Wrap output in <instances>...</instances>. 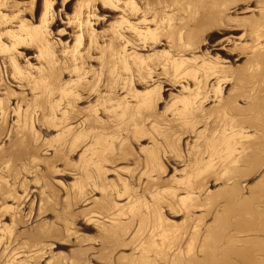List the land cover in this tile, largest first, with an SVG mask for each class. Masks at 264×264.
<instances>
[{"label":"bare ground","instance_id":"bare-ground-1","mask_svg":"<svg viewBox=\"0 0 264 264\" xmlns=\"http://www.w3.org/2000/svg\"><path fill=\"white\" fill-rule=\"evenodd\" d=\"M53 1L32 0L28 6L17 8L11 14L0 12V148L4 142H9L6 144L9 151L0 149V175L6 164L21 160L28 151L27 157L36 160L38 155L44 156L45 153L38 154L42 150H51L50 157L40 156L44 158L40 163L46 169L66 161L63 159L70 154L78 157L75 165L71 164L77 171L71 184L74 191L73 194L68 191L66 196L72 194L73 197H69L74 198L75 206L82 209L70 213L67 210L65 213L74 214L73 219H68L69 215L64 218L67 222L72 221L73 225H69L72 228L78 223L84 229L95 226L97 234L93 239H84L79 232L82 237L77 239L81 245H76L80 249L74 264H88V252L93 261L103 264H129L127 260L130 259L135 264H152L157 257L164 264H264V7L260 8L259 4L261 13L245 30H241L239 21L226 13L229 17L225 19L217 16L222 19L218 22V31L213 33L211 30L210 34H213L204 38L199 34L204 30V18L191 23L193 27H188L185 21L188 15L196 13L194 2L188 7L185 4V7L180 4L177 7L175 3L174 7L169 4L171 0L160 5L157 3L162 0L144 3L80 0L76 6L73 3L75 7H71L72 15L69 16L53 10ZM11 2L0 0V10L16 7L15 1ZM220 2L214 4L218 8L224 7V12L236 5V0L218 4ZM69 4L65 9L70 8ZM96 9L107 14H98ZM204 9L198 15H205ZM176 12L188 14L185 18L181 13L183 18L176 17V23L172 24ZM210 13L216 16L221 11ZM21 14L27 15L29 20ZM56 24L63 27L53 34L52 28ZM194 31H198L196 36ZM230 31L241 32L237 38L241 42L237 43L232 37L220 39ZM54 35L69 36L72 44L65 42L62 45L60 39H52ZM199 35L203 38L196 41ZM217 38L220 39L216 43L218 49L211 45ZM162 40H165L164 44H161ZM164 45L168 50H156ZM203 46H206L205 50L201 49ZM33 47L37 50L31 59H35L37 66L26 61V65L17 62L22 55L18 49L32 50ZM209 50L233 53L236 56L233 64L243 58L242 54L247 56L240 67L232 68L210 56ZM142 51L152 53L143 55ZM187 51L192 52L189 58L184 57ZM195 53L201 54L196 56ZM137 87L143 91L139 92ZM175 87L180 88L176 90L177 95L172 94ZM164 93H168L169 101L163 112L155 113ZM239 98L246 99L244 105L238 103ZM208 103L214 105L205 108ZM81 104L86 106L81 107ZM248 130L252 133L248 134ZM40 131L56 134L42 142ZM113 136L118 143L109 145L107 140ZM135 139L148 141L149 145L139 146L141 156L131 154L134 166L124 168L126 178L119 174L120 168L112 167L117 173V182L107 181V165L127 160L126 145ZM174 159H178L183 168H172L173 175L165 180L162 175ZM30 163L38 166L30 161L21 167H30ZM30 171L26 173L30 174ZM10 172L11 183L0 177V259L13 264L21 253L23 259L17 260V264H24L29 259L38 264L39 256L45 253V239L49 237L50 229L59 228L58 232H53L54 237L62 228L57 224L67 223L62 217L63 222H54L56 227L52 228L53 225L46 231L42 229L47 225L45 222L41 226L35 221L39 223V227L32 225L37 227L35 231L28 233L27 229L24 233L25 225L22 226L23 233L11 234L21 220L24 223L23 214L21 216L18 210L20 203L13 202L16 208L10 212L12 209L6 202L25 199L32 192L26 191V183H23L26 180L17 183L20 172L13 173L12 169ZM9 175L6 177L10 178ZM253 177L259 178L255 186L243 185L245 180ZM217 180L224 183V187L211 192L208 185H214ZM129 182L139 186L131 189ZM15 186L22 187L21 194L16 195ZM95 194L99 197H94ZM124 196L125 204H118L117 200ZM48 197L39 200L36 211H30L40 215L44 203L41 201L46 202ZM49 199L47 201L53 203ZM62 200L64 202L65 196ZM73 207L68 208L73 210ZM164 208L171 216L183 213V224L177 227L169 223L164 218ZM197 211H200L199 215L195 214ZM7 214H10L11 224L3 223ZM36 215L35 218L45 216ZM208 215L211 216L209 223L205 222ZM25 224L29 226L30 223ZM73 232V235L77 234V231ZM2 233L8 236L7 241L3 238V244ZM23 234L31 241L28 240L30 245H27L28 241L24 245L34 249L25 248L27 251L18 253L21 248L14 253L11 246L22 240ZM86 242L96 243L99 247L96 250L84 247L82 243ZM128 243L132 248L130 255L116 252Z\"/></svg>","mask_w":264,"mask_h":264},{"label":"rangeland","instance_id":"rangeland-1","mask_svg":"<svg viewBox=\"0 0 264 264\" xmlns=\"http://www.w3.org/2000/svg\"><path fill=\"white\" fill-rule=\"evenodd\" d=\"M10 2L12 1L13 2V0H9ZM15 1V4L14 5H16V7H14V8H12V9H1L0 10V12L2 13V14H5V15H8V14H11L12 12H14V10H16L17 8H24V7H26V6H28V4H30V2L32 1V0H14ZM80 2V0H54L53 2V10H56L57 12H63V13H66L67 15H72V9H71V7H75L76 5H75V3H77V2ZM121 2H124V1H126V0H120ZM134 1H137V2H140V3H144V2H146V1H151V0H134ZM152 1H154L155 2V0H152ZM159 0H157L156 2H158ZM170 2V0H166V2ZM174 1V2H173ZM190 1V2H189ZM202 1H203V3H202ZM209 0H171V2L169 3V4H171L172 6L173 5H175V3H176V5L177 4H180V6L181 5H186V7H188L189 5H191V4H189V3H195V5H196V10H195V15H194V13L192 14V15H188L187 16V14L186 13H184V12H180V14L178 13V12H176L175 13V16H174V20H173V22L174 21H176L177 19H176V17L177 18H183V17H181V16H183L184 15V17L186 18V16H187V18H186V20L185 21H187L186 23H188L189 24V26H188V24H186V26H188V27H193V22H198V20L200 21V20H202L203 18V20H205L204 22H203V24H204V26H203V31L201 32V33H199L200 35H203L204 36V38L206 37V36H209V35H212L213 33H215L216 31H218V22L219 21H221L222 19H225V17H229V16H231L232 18H234V19H236L237 21H239V23L240 24H242V29L241 30H245V27L246 26H248L247 28H250V26H252V25H250L251 24V22H253L256 18H257V14H260L261 13V9L260 8H262V7H264V0H236V5H235V7H232V6H230V7H232V8H230V10L228 11V10H226L225 12H224V7H220V8H218V6L217 5H215L214 3H217L218 1L220 2V3H218V4H222V3H233L235 0H215L214 2H213V0H210V3L208 2ZM263 1V2H262ZM11 2V3H12ZM78 2V3H79ZM164 2H165V0L163 1L162 0V2L161 1H159L157 4H164ZM165 2V4H167ZM173 2V3H172ZM197 2H199L200 3V5H199V3H197ZM213 2V3H212ZM262 2V3H261ZM70 3V4H69ZM73 3H74V5L75 6H73ZM187 3V4H186ZM197 3V4H196ZM19 4V5H18ZM66 4H69L70 5V8L69 9H65V5ZM203 4V5H202ZM215 6H214V5ZM261 5V7H260V5ZM72 5V6H71ZM97 5V4H96ZM176 5L174 6V7H176ZM185 5H184V7H185ZM198 5V6H197ZM213 5V6H212ZM259 5V6H258ZM177 7H178V5H177ZM198 7V8H197ZM202 7V8H201ZM206 7V9H210V10H206V9H204ZM213 9H212V8ZM247 7V8H246ZM249 7V8H248ZM258 7H260V8H258ZM204 9V13H206L205 15H203V13H201V17L202 18H200V16L198 15V13L200 12V11H202L203 12V10H201V9ZM260 9V10H258V9ZM200 9V10H199ZM212 9V10H211ZM216 10V11H215ZM234 10H235V12H234ZM257 10V12H256V14H255V11ZM96 11V13H98V14H107V12H105V11H100L99 12V9L97 10H95ZM218 11H221V13L220 14H216V16H214V15H211V13L210 12H217L218 13ZM178 13V14H177ZM181 13L183 14V15H181ZM227 15H229V16H226V14ZM230 13V14H229ZM233 13V14H232ZM253 13H254V17H253ZM177 14V15H176ZM197 14V15H196ZM213 14V13H212ZM215 14V13H214ZM236 14V15H235ZM22 15V17L24 18V19H26V20H29V17L27 16V15H24V14H21ZM178 15H180L179 17H178ZM203 15V16H202ZM251 15V16H250ZM257 15V16H256ZM196 16H199V19H197L198 17H195ZM209 17V19L211 18V17H215L216 19H213V18H211L212 20H209V19H207L208 17ZM217 16H220V18H222L221 20H219L220 18L219 17H217ZM236 16V17H235ZM230 17V18H231ZM245 17H247V18H245ZM248 17H249V19H248ZM190 18V19H189ZM191 18H193V19H191ZM195 18V19H194ZM206 18V19H205ZM218 18V19H217ZM239 18V19H238ZM246 19V20H245ZM254 19V20H253ZM188 20H190V23H189V21ZM194 20V21H193ZM206 20H208V21H206ZM253 20V21H252ZM178 22L180 23V20H178ZM207 22V23H206ZM245 22H246V24H245ZM176 22H174V23H172V24H175ZM191 23H193L192 25H191ZM37 24V23H36ZM63 26H61V25H59V24H56V26H54L53 28H52V30H54V33L53 34H55V30L57 29V28H59V29H61ZM206 29H205V28ZM209 27V28H208ZM240 27V28H241ZM96 28V27H95ZM244 28V29H243ZM209 29V30H208ZM97 30L98 31H100V29L99 28H97ZM206 30H208V32H206ZM213 31V33L211 32V34H210V31ZM215 31V32H214ZM69 31H67V33H68ZM200 32V31H199ZM198 33V31H194V34H193V32H192V35H194V36H196V34ZM207 34V35H206ZM209 34V35H208ZM200 35H199V37H200ZM241 35V32H239V31H230V32H228L224 37H221L220 39H223V38H229V37H232L233 39H239V36ZM199 37H196V41H197V38H198V41H201L202 40V38L200 37V39H199ZM55 38H57V39H60V41L62 42V45H63V43H65V42H67L66 43V45H71L72 44V42H71V38L69 37V36H57V35H54L53 36V40L55 39ZM166 41H167V39L166 38H164ZM220 39H216L214 42H212L211 43V45L212 46H214V48H216V49H218V47L219 46H217L216 45V43L218 42V40H220ZM235 40L237 43L240 41V40ZM246 39H248V38H246ZM164 40V41H165ZM194 40V41H195ZM262 40V39H261ZM261 40H259V41H261ZM163 41V40H162ZM161 42V44H164L165 42ZM227 41H229V40H227ZM242 41H244V40H242ZM4 42V41H3ZM241 42V41H240ZM247 42H249L250 43V41H248L247 40ZM261 43V42H260ZM57 45V44H56ZM201 45V44H200ZM57 47V46H56ZM59 47V46H58ZM201 47V46H200ZM205 47L206 46H203L201 49L202 50H205ZM59 48H61V47H59ZM59 48H57V49H59ZM37 50V48H35V47H33L32 48V50H25V49H18L17 51L19 52V53H21L22 55H20V57H19V59H18V61L17 62H19L21 65H26V63H24V61H26L27 63H30L31 65H34V66H37V63L34 61L35 59H31V58H34V56H35V52H36V50ZM163 49H165V50H168V47L166 46L165 47V45L164 46H162L161 48H157L156 50L157 51H159V52H161ZM210 51V56H212L213 58H215L217 61H223L226 65H229V66H233L232 68H237V67H240L241 65H242V63L245 61V58H246V53L243 55H241V56H243V58H241V60L240 61H236V62H234V64H233V60L236 58V56L235 55H233V53H232V55H229V54H227V53H225L224 51H219V50H214V51H211V50H209ZM191 51H187V52H185V54H184V57L185 58H189L190 56V54H192V52L190 53ZM152 52H146V51H142L141 52V54H143V55H147V54H151ZM190 53V54H189ZM200 54L201 53H195V55L196 56H200ZM24 56H25V58H24ZM232 60V61H231ZM227 62V63H226ZM237 63H238V65H237ZM237 65V66H236ZM94 66H95V64H94ZM235 66V67H234ZM96 67V66H95ZM190 81H191V84H192V80L190 79ZM231 87V83H230V85L228 86V89ZM151 88V87H150ZM137 89H138V91L139 92H142L143 91V88H141V87H137ZM165 89H169V87H166ZM179 91L180 90V88L179 87H175V91L174 90H172V94L173 95H177L176 93H177V91ZM16 91L17 92H19L17 89H16ZM25 93H27V91H24ZM239 99H243V98H239ZM238 99V103L239 104H241V105H244V103H245V101H246V99L245 100H242V102H240L241 100H239ZM169 101V96H168V93H164V94H162V96H161V100H160V103L158 104V106L156 107V110L154 111L155 113H158V112H163V108H164V105H165V103H167ZM214 103V102H213ZM213 103H208V104H206V106H205V108H209V106L210 105H214ZM10 104H11V101H10ZM81 107H85L86 106V104H81L80 105ZM202 128H199V130H201ZM249 131H251V130H248V134H250V133H252V131L251 132H249ZM55 132H46V131H40V138H39V140H41L42 142H43V140L44 139H51L52 137H54L55 136ZM114 137V136H113ZM113 137H111V139L109 138L108 140H107V142H108V144L110 145H116L117 143H118V140H116L117 138H115L114 137V139H113ZM109 140H111L110 142H109ZM5 141V140H4ZM9 142H7L6 141V143L4 142V145L0 148L1 150H3L4 152L5 151H9V149H7L8 148V146L6 145V144H8ZM115 143V144H114ZM190 143V142H189ZM0 145H2V144H0ZM149 145V143H148V141H141V140H132L131 142L129 141L128 142V144L126 145V148L128 149V154L130 155H127L128 156V159L127 160H121V161H117V162H115V163H111V164H108L107 165V167H106V169L108 170V172H107V174L105 175V178L107 179V181H111V180H114V181H112V182H114V183H116L117 182V178H115V175H117V173L115 172V171H113V168L112 167H116V168H120V170L119 171H121L119 174L122 176V177H124V178H126L127 177V175L126 174H124L123 173V171L124 172H126L125 170H124V168H129V169H131V168H133V163H131V159H132V157H131V154H134V155H140L141 156V154L139 153V146L141 147V146H148ZM44 148H46V147H44ZM181 148H182V145H181ZM39 150V149H38ZM48 149L46 148V150H42L43 152H39V151H41V149L39 150V151H37V152H39L38 154H44V156H42V155H40L41 157H44V158H47V157H50L51 156V150H48ZM36 152V153H37ZM26 154V155H25ZM37 154V155H38ZM27 155L29 156V151L28 152H25L22 156H24V157H22L21 158V160L19 159V161H14L12 164H10V163H8V164H6V166H5V168L2 170V174L0 175V177H4L5 178V180L6 181H8L9 182V180L11 179L12 180V173L10 172L11 171V169H12V172L14 173H17V172H20V173H17V174H19L17 177H19V178H17L18 179V181L19 182H17V183H22V179H24V180H26L25 182L23 181V183L25 184H27L29 181H30V183H28L27 185L25 184V189H26V191H30V192H32V193H30L29 194V196L27 197V198H25V199H20V200H18V201H16L17 200V198H16V200L15 199H9V200H11V201H7L6 202V205H8V206H10L11 207V209L12 210H10V212L12 211H14V209L13 208H16V204H13V202L14 203H20L21 205L18 207V210H19V212H21L20 213V215L22 216V214H23V216H22V218H23V221H24V223H22V220L20 221V225H18L17 226V229H19V230H17L16 229V227H15V230L14 231H12L11 232V234H14V232H22L23 230L22 229H24L22 226H25V230H26V232L25 231H23L24 233H27V229H28V231L29 230H31L32 232H33V229H34V231H35V229L37 228H35V227H33L32 225H34V224H38V227H39V223H41L40 225L41 226H44L45 224H47V225H45L44 227H45V229H44V227H42V229L43 230H46V231H48L53 225V227L52 228H54V227H56V224L58 223V222H63V221H65V223H67V224H63V223H58L57 224V226H61L62 228H60V232L59 233H56V235L54 236V237H52V235H53V232L55 233V232H58V230H59V228L57 229V230H55V229H50V230H52V231H49V237H47L45 240V242H46V250H45V248H44V250H45V253L44 254H39L40 256H39V260L38 261H40L38 264H45L46 262H49V261H51V262H49V264H58V263H61V264H63V263H67L66 261H68V263L67 264H74V257L77 255V253H78V250L80 249V246H77V248H76V245H81L80 244V241H78V239L79 240H81L80 238L82 237V236H80V234L81 235H84L83 236V238L84 239H86V238H90V237H92L91 239H93V238H95V236H96V234H97V230H96V227L95 226H93L92 228H83L84 226L83 225H79V223H78V225L76 226V224H74L75 226L73 227V228H76V230L75 229H73L72 227H70L69 225H73V223H71L70 221H66V220H68V219H70V220H72L73 219V217H72V215H74L72 212L74 211H77V210H79V209H82V207H78V206H75V203H74V201L76 202V200H73V199H71L73 196H72V194H73V192H72V190L74 191V189H72L71 190V188H73V186L71 187V184L74 182L73 181V179H74V177L76 178L77 177V171H76V167H72L71 166V164L72 165H75V163H76V161H77V159H78V157L76 156V155H74V154H70L68 157H65L63 160H65V159H67L66 161H59V162H57V163H55V166H53V168H50V169H46V168H44V166L42 165V163H40V161L41 162H43L42 160L44 159V158H41L39 155H38V157H39V159L37 158L36 160H38L39 162H36V160H32V158L30 157H27ZM46 156V157H45ZM27 158H29V159H27ZM7 159H8V156H7ZM6 159V160H7ZM22 160H26V161H28L29 160V162L31 161V162H33V163H37L38 164V166L37 165H34V164H32L31 165V163H30V167H28L27 166V168H28V170H27V168H25V169H23L24 168V166H26V164L27 163H29V162H26V161H22ZM15 162H17V164L16 165H14L13 166V164H15ZM22 162V163H21ZM26 162V163H25ZM174 162V163H173ZM173 162L172 163H170V165H167V167H166V171H165V173L162 175V178L163 179H165V180H168V179H170L171 178V176L173 175V169L172 168H176L177 170H181L183 167L182 166H180V164L181 163H179L178 162V159H174L173 160ZM40 163V164H39ZM176 163V164H175ZM21 164V165H20ZM22 164L24 165L23 167H21L22 166ZM28 165V164H27ZM36 166L35 168H34V166ZM9 166H11L12 168H9ZM16 166H19V167H21L22 169H20L19 167H16ZM6 167H8V168H6ZM16 167V169L17 168H19L18 170H20V171H18V170H16V169H14ZM31 168H33L34 170H31ZM44 168V169H43ZM38 169H40V170H38ZM15 170V171H14ZM22 170H24V171H22ZM31 170V171H30ZM55 170L57 171V172H55ZM29 171L31 172L30 174H27V173H29ZM35 171V172H34ZM37 171H41V172H37ZM8 172H10V175L9 174H7ZM27 172V173H26ZM37 172V173H36ZM52 172V173H51ZM40 173V174H39ZM116 173V174H115ZM127 173V172H126ZM35 174H36V176H35ZM6 175H9L8 177H10V178H7L6 177ZM47 175L49 176V178H47ZM76 175V176H75ZM37 176H39L38 177V179H37ZM174 176L175 177H177V175H175L174 174ZM21 177H25V178H21ZM8 179V180H7ZM36 179V180H35ZM46 179H49V180H46ZM38 180V181H37ZM75 180V179H74ZM116 180V181H115ZM259 180V178H256V177H253L252 179H248V180H245L244 182H243V185H245V184H247L246 186L248 187H252V186H255L256 184H257V181ZM13 181V180H12ZM11 181V182H12ZM11 182H9V183H11ZM38 182V183H37ZM42 182H44V183H42ZM47 182L49 183V184H51V187H50V185L49 184H47ZM35 183L36 184H39V186H36L35 185ZM41 183V184H40ZM130 183V188L131 189H136V187H138L139 185L136 183V182H129ZM132 184H133V187H132ZM137 184V185H136ZM18 185V184H17ZM210 185V184H209ZM208 185V189L211 191V192H218V190H220V189H223V187H224V183H222V182H218V180L216 181V183L214 184V185H212V186H209ZM27 186V187H26ZM136 186V187H135ZM50 187V188H49ZM27 188H28V190H27ZM45 188V189H44ZM54 190H53V189ZM75 188V187H74ZM24 189V187H23V190H25ZM15 190H16V195H19V194H21L22 192H21V190H22V187H18V186H15ZM51 192H50V191ZM66 190V191H65ZM51 194H54V195H50V193ZM52 191H53V193H52ZM68 191H69V193L71 192L72 194L70 195V194H68V196H66L67 194L66 193H68ZM245 191L246 190H244V193H245ZM40 192H42V193H40ZM56 193H57V196H56ZM39 194L41 195H44V197L46 198V197H48L49 195H50V197L51 196H54V197H48V199L49 200H51L52 199V201H53V203L51 202V201H47L46 200V202H50V204L49 203H46L45 202V200H43V201H41V203L42 202H44L45 204H47V205H45L44 203V205L43 204H41V213H40V215H44L45 214V216H40L39 214H37L36 215V212H33L32 213V211H30V210H33V211H36V206H38V204H39V200H42V199H45L43 196H42V198L39 196ZM45 195H47V196H45ZM244 195H246L247 196V193L246 194H244ZM64 196H65V200H64V202H61V201H63L62 199L64 198ZM69 196H72V197H69ZM57 197H58V199H57ZM60 197V198H59ZM66 197L69 199V200H67L66 201ZM94 197H96V198H98L99 197V194H95L94 195ZM39 198H41V199H39ZM55 198V199H54ZM124 198H125V196L124 197H121L120 199H118L117 200V203L118 204H125V200H124ZM146 199L149 201V198H147L146 197ZM55 200V201H54ZM34 201V202H33ZM36 201H37V203H36ZM71 201H73V202H71ZM33 203V204H31L30 205V203ZM55 202H57V204L56 205H54L55 204ZM23 203V204H22ZM52 203V204H51ZM61 203V204H60ZM63 203V204H62ZM74 203V204H73ZM61 205V207L60 208H58V206H60ZM71 205V206H70ZM73 205H74V207H73ZM30 206H32L33 208H31L30 209ZM44 206H46L45 208H42V207H44ZM48 206H49V208H48ZM56 206V207H55ZM73 207V210H71V208H68V207ZM27 207V208H26ZM50 207H52V208H50ZM64 207H66L65 209H64ZM29 208V209H28ZM76 210H75V209ZM52 209H54V210H52ZM59 209V210H58ZM28 210V211H27ZM57 210V211H56ZM65 210V211H64ZM68 210V211H67ZM30 211V213L31 214H29L28 212ZM56 211V212H55ZM69 212L70 213V211H72L71 213H72V215L71 214H67V213H65V212ZM201 211V210H200ZM200 211H197V212H195V214L196 215H199V213H200ZM56 213V215H53V214H55ZM163 213H164V218L169 222V223H171V224H173V225H175V226H177V227H180L182 224H183V217H184V214L183 213H179L177 216H171V215H169V213L166 211V209L164 208L163 209ZM27 214V217L25 216ZM59 214H61V215H59ZM34 215V216H33ZM35 215L36 216H40V217H36L35 218ZM53 215V216H52ZM69 215V216H68ZM7 216H8V218H6V219H4V221H3V223H5V224H11V222H10V214H7ZM32 216V217H31ZM56 216V217H55ZM68 216V219H66V218H64V217H67ZM72 218H71V217ZM31 217V218H30ZM42 217V218H41ZM55 217V218H54ZM62 217H63V221H62ZM70 217V218H69ZM21 218V217H20ZM24 218H27L26 220H24ZM40 218V219H39ZM209 218V219H208ZM38 219V220H37ZM42 219V220H41ZM29 220H32V221H30V222H28ZM35 221H39V223H35ZM208 221H211V216H207L206 218H205V222H207V223H209ZM33 222V223H32ZM45 222V224H43ZM54 222L56 223V224H54ZM25 223H30L29 224V226H28V224H25ZM32 223V224H31ZM77 223V222H76ZM22 224H24V225H22ZM63 225H67L66 227H63ZM71 225V226H72ZM19 226H21V227H19ZM30 226H31V228L32 229H29L30 228ZM69 226V227H68ZM68 227V228H67ZM78 227H80L79 229L81 230V231H79L78 230ZM95 227V228H94ZM71 228H72V232H71V234H69L70 233V231H71ZM11 229H14V228H11ZM62 229H64V231L62 230ZM65 229H66V231H65ZM53 230H55V231H53ZM31 231H29L28 233H30ZM63 231V232H62ZM68 231V232H67ZM73 231H77V232H75V233H77V234H72V233H74ZM22 232V233H23ZM51 232V233H50ZM68 233V234H64V233ZM79 232H80V234H79ZM3 234V233H2ZM4 236H2V244L3 243H5L4 242V240H3V238H5L6 240L5 241H7V234L6 233H4L3 234ZM59 235H60V237H59ZM66 235H67V237H66ZM77 235V236H76ZM23 236H24V234L23 235H21L20 236V238H22V240L21 239H19L17 242H15L14 244H12V249H14L15 251L16 250H20L21 248V251H18V253H20V252H23V251H27V250H29V248H30V246L29 247H26L27 245H30V239H27L28 238V236L27 235H25L24 237L27 239V240H25L24 238H23ZM27 236V237H26ZM57 236H58V238H57ZM61 236H64L67 240H68V238H69V241H66V239H64L63 237H61ZM29 238H30V236H29ZM56 238V239H55ZM75 238V239H74ZM78 238V239H77ZM49 239V240H48ZM30 242H29V241ZM61 240V242H58V241H60ZM64 240V241H63ZM25 241H28L27 242V245H24V244H26V242ZM125 241H127V240H125ZM44 242V243H45ZM65 242H67V243H65ZM22 243V244H21ZM69 243V244H68ZM76 243V244H75ZM84 244V245H83ZM82 245L84 246V247H92V248H94L95 250L96 249H98V244H96V243H90V242H86V243H82ZM125 246H122V247H120V248H118L117 250H116V252H119V253H123L124 255H130L131 254V250H132V248H131V243H128V244H124ZM21 246V247H20ZM2 247V245L0 246V248ZM20 247V248H19ZM19 248V249H18ZM25 250H24V249ZM76 250H75V249ZM31 250H33L34 248H30ZM23 250V251H22ZM75 251V252H74ZM69 252V253H68ZM71 252H73L72 254H71ZM14 253H17V251L16 252H14ZM24 253V252H23ZM31 253H33V252H31ZM90 252H88L87 254H88V256L86 257V260H87V263L89 264L90 262H91V264H103V262L102 261H99V262H97V260H96V262L95 261H93L92 259H91V255L89 254ZM92 254L94 253V252H91ZM138 253V252H137ZM137 253H136V255H137ZM74 254V255H73ZM22 254L20 253L19 254V256H16V261L18 260V261H20L19 259H23V257L21 256ZM73 257H72V256ZM150 255H151V253H150ZM50 258H49V257ZM56 257V258H55ZM69 258V259H66V258ZM72 257V258H71ZM48 259V260H47ZM52 259V260H51ZM54 259H58V260H61V261H58V260H56L57 262H54ZM88 259H90V261H88ZM43 260V261H42ZM47 260V261H46ZM2 261H4L3 263H2ZM6 260H4L3 258L2 259H0V264H8V262L6 261ZM14 262L13 264H17V262ZM70 261V262H69ZM128 261V263L129 264H135L131 259L130 260H127ZM9 264H12V263H9ZM24 264H33V261H32V259H29V260H26V262H24ZM47 264V263H46ZM152 264H164V262H162V261H160V258L159 257H157V258H155L154 259V261H153V263Z\"/></svg>","mask_w":264,"mask_h":264}]
</instances>
